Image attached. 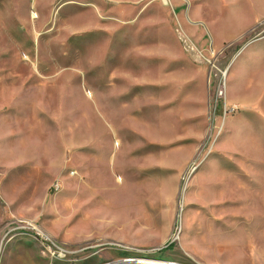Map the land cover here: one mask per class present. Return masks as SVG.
I'll list each match as a JSON object with an SVG mask.
<instances>
[{
  "label": "rangeland",
  "instance_id": "obj_1",
  "mask_svg": "<svg viewBox=\"0 0 264 264\" xmlns=\"http://www.w3.org/2000/svg\"><path fill=\"white\" fill-rule=\"evenodd\" d=\"M263 39L264 0H0V264H264Z\"/></svg>",
  "mask_w": 264,
  "mask_h": 264
},
{
  "label": "crops",
  "instance_id": "obj_2",
  "mask_svg": "<svg viewBox=\"0 0 264 264\" xmlns=\"http://www.w3.org/2000/svg\"><path fill=\"white\" fill-rule=\"evenodd\" d=\"M254 23L255 17L243 22L242 26L233 33L237 34L245 31V28L251 27ZM229 75L236 89L243 88L246 84L264 87V39L250 42L241 49L230 64ZM245 99L250 100L254 97L249 96Z\"/></svg>",
  "mask_w": 264,
  "mask_h": 264
},
{
  "label": "bare ground",
  "instance_id": "obj_3",
  "mask_svg": "<svg viewBox=\"0 0 264 264\" xmlns=\"http://www.w3.org/2000/svg\"><path fill=\"white\" fill-rule=\"evenodd\" d=\"M60 255V254H59ZM131 261H145V262H155V263H161L164 264L165 262H163L162 260H157V259H147V258H138V259H133Z\"/></svg>",
  "mask_w": 264,
  "mask_h": 264
},
{
  "label": "built area",
  "instance_id": "obj_4",
  "mask_svg": "<svg viewBox=\"0 0 264 264\" xmlns=\"http://www.w3.org/2000/svg\"><path fill=\"white\" fill-rule=\"evenodd\" d=\"M65 252H68V251H65ZM63 256H65V254H64V252L62 251V253H61Z\"/></svg>",
  "mask_w": 264,
  "mask_h": 264
},
{
  "label": "water",
  "instance_id": "obj_5",
  "mask_svg": "<svg viewBox=\"0 0 264 264\" xmlns=\"http://www.w3.org/2000/svg\"><path fill=\"white\" fill-rule=\"evenodd\" d=\"M168 264H176V263H173V262H169Z\"/></svg>",
  "mask_w": 264,
  "mask_h": 264
}]
</instances>
